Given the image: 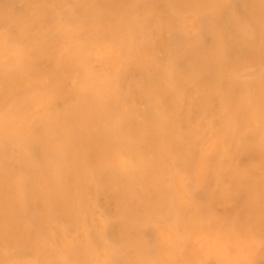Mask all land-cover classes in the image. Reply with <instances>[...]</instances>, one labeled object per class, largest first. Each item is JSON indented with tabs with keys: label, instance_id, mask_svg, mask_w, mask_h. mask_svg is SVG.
<instances>
[{
	"label": "bare ground",
	"instance_id": "obj_1",
	"mask_svg": "<svg viewBox=\"0 0 264 264\" xmlns=\"http://www.w3.org/2000/svg\"><path fill=\"white\" fill-rule=\"evenodd\" d=\"M0 264H264V0H0Z\"/></svg>",
	"mask_w": 264,
	"mask_h": 264
}]
</instances>
